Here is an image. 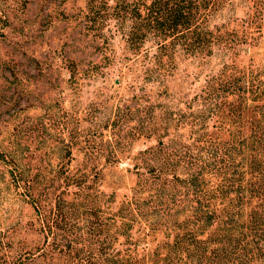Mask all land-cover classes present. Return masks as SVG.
Returning a JSON list of instances; mask_svg holds the SVG:
<instances>
[{
	"label": "rangeland",
	"instance_id": "1",
	"mask_svg": "<svg viewBox=\"0 0 264 264\" xmlns=\"http://www.w3.org/2000/svg\"><path fill=\"white\" fill-rule=\"evenodd\" d=\"M119 1L0 0V264H91L90 203L63 176L84 169L109 218L142 166L137 152L157 138L184 142L172 120L205 119L207 86L225 66L246 79L219 91L208 130L218 120L229 141L264 105V0H217L203 22L212 54L176 46L160 62V36L129 39Z\"/></svg>",
	"mask_w": 264,
	"mask_h": 264
},
{
	"label": "trees",
	"instance_id": "2",
	"mask_svg": "<svg viewBox=\"0 0 264 264\" xmlns=\"http://www.w3.org/2000/svg\"><path fill=\"white\" fill-rule=\"evenodd\" d=\"M217 4V0H120L113 8L127 14L129 39L142 42L149 35L160 36L155 55L160 62L164 55L171 58L176 46L183 52L212 54L218 43L203 22ZM226 69L207 86L209 106L203 119L219 116L217 101L223 87L233 85L228 93L234 94L232 90L241 88L238 82L246 79L244 73L233 76ZM263 108L249 124L236 123V136L226 142L218 120L211 125L213 130H208L205 119L172 120L175 129L184 131L185 141L157 138L137 152L142 166H135L134 182L109 218L93 207L103 191L91 192L85 170L66 173L64 184L74 187L70 194L90 203L83 214L92 219L81 230L95 250L84 257L91 264H264ZM54 215L56 221H64L59 207ZM157 235L161 238L155 240Z\"/></svg>",
	"mask_w": 264,
	"mask_h": 264
}]
</instances>
